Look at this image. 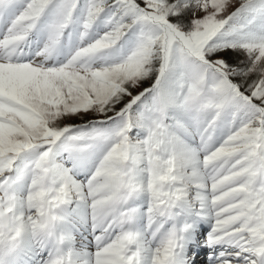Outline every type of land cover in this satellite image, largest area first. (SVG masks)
Listing matches in <instances>:
<instances>
[{
	"label": "snow or ice",
	"instance_id": "obj_1",
	"mask_svg": "<svg viewBox=\"0 0 264 264\" xmlns=\"http://www.w3.org/2000/svg\"><path fill=\"white\" fill-rule=\"evenodd\" d=\"M78 8L81 43L46 64ZM101 16L107 30L85 40ZM5 21L0 264H25L32 249L47 252L39 264H191L181 253L192 225L177 210L197 205L211 222L205 243L222 248L210 264H264V0H0ZM33 31L44 42L22 60ZM228 49L245 59L230 64ZM91 113L119 119L66 123ZM65 154L69 163L55 159ZM141 192L151 243L132 227ZM72 199L85 205L94 252L65 243Z\"/></svg>",
	"mask_w": 264,
	"mask_h": 264
},
{
	"label": "bare ground",
	"instance_id": "obj_2",
	"mask_svg": "<svg viewBox=\"0 0 264 264\" xmlns=\"http://www.w3.org/2000/svg\"><path fill=\"white\" fill-rule=\"evenodd\" d=\"M77 174L78 179L80 176L86 175V173L84 172H78ZM18 187L20 188L22 194L21 185ZM140 197L141 195H136L130 201V205L138 206V212L134 219L132 227L140 231L146 237H149V242L151 243L149 233L146 231V215L144 210L139 207ZM197 208H193L191 210L192 214L187 216L181 210H177L178 212H180V216L177 218V221L182 223L185 219H187L188 222L192 225V227H190L188 232L186 233L185 247L181 255L190 258L191 264H210L209 254L211 252H204L203 250L208 247L205 243V240L207 239L208 233L211 230V222L209 219L197 217L195 215ZM85 213L86 208L82 202L77 201L76 199L70 200V202L65 206L64 209L65 220L63 221L62 228V231L66 233V245L71 246L77 252H80L82 254L95 251V240L92 231V222L90 218L86 217ZM171 223L172 222L169 221V223L166 224L165 227H169ZM203 236L204 238H202ZM24 243L26 248H31L29 237H25ZM211 249L215 252L217 250H222L221 246H217V248ZM200 253H202V255L200 256L202 258L198 260L196 256H199ZM206 253L207 256H204ZM46 256L47 252L44 250L36 251L35 249H32L30 251H26L24 257L25 264H39V261Z\"/></svg>",
	"mask_w": 264,
	"mask_h": 264
},
{
	"label": "rangeland",
	"instance_id": "obj_3",
	"mask_svg": "<svg viewBox=\"0 0 264 264\" xmlns=\"http://www.w3.org/2000/svg\"><path fill=\"white\" fill-rule=\"evenodd\" d=\"M237 2H238V0H237ZM84 3H85V0H81L80 5L83 6ZM81 20H82L81 8H78L76 10V12L74 13L73 21L65 29L64 35L61 38V41H60L57 49L54 51V53L50 56V58L47 61H44L46 64H48V65H52L53 63L60 64V63L66 62V60L68 58H70V56L73 54L74 50L81 43L80 36H81V32L83 30ZM46 22L47 21L45 19V23ZM6 27H7V21L0 23V35L3 34V31L6 29ZM106 30H107V28L103 22V16H101V18L98 19L93 24L92 28L89 29L88 35L85 37V40H93V39L97 38L99 35H101ZM129 35H131V34H129ZM44 39H45V34L43 31H33L32 34L28 37V40L20 45V49H22V51L19 53V58L22 60L32 59L36 55V52L39 50V48L42 46ZM121 44L123 45L122 50L126 53L129 45L124 43V41H122ZM220 55H222L223 57L229 56L230 61H228V62L230 64H236L239 61H243L245 59L244 54L242 52L233 51L231 49H228V50L220 53ZM152 79H154V76L150 77L149 79H146L145 84H143L142 83L143 81H141L140 84L135 89H132L133 93L135 94V92H139L143 88L150 86V84L152 82H154V81H151ZM237 79H239V77H237ZM123 103H124V101H121L120 104L116 105V110H119V108L122 106ZM138 108H139L138 105H134V110H138ZM107 116H113V120H107L106 119ZM100 119H104L106 121L104 126L107 127V126L114 125L116 123V121H118L119 118L115 117L114 113H107V114H103V115L98 114V113H91V114H87L83 117L73 118L70 121H66V123L82 124V123H86L89 121L100 120ZM143 135H144V129L140 126L133 127L131 132H130V136H132L134 139L139 138ZM55 159L60 163H69L66 159V154L63 156H57V157H55ZM84 176L85 175L80 176L79 179L83 178ZM22 194H23V192H22ZM138 195H141L139 207H141L142 210H144V212H145V210L147 208V202L149 199L148 194L146 192H141ZM131 206L138 208V206H136V205H131ZM197 206L194 207V209H196ZM202 238H204V236ZM203 251L204 252L209 251L211 253L215 252L211 248H208V247H206L205 250H203ZM217 251H219V250H217ZM201 255H202V253H200L199 256H196V258L198 260L201 259L202 258V257H200ZM204 256H207V253ZM197 259H193V260H197ZM194 264H196V263H194Z\"/></svg>",
	"mask_w": 264,
	"mask_h": 264
},
{
	"label": "trees",
	"instance_id": "obj_4",
	"mask_svg": "<svg viewBox=\"0 0 264 264\" xmlns=\"http://www.w3.org/2000/svg\"><path fill=\"white\" fill-rule=\"evenodd\" d=\"M80 3H81V0H80ZM184 19L187 21V15L184 17ZM224 58H225L227 61H230L229 56H224ZM142 83L145 84V83H146V80H143Z\"/></svg>",
	"mask_w": 264,
	"mask_h": 264
}]
</instances>
